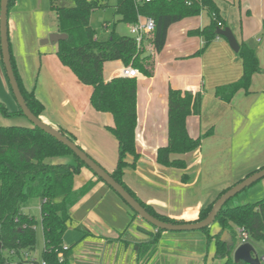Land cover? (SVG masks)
<instances>
[{
  "label": "crops",
  "instance_id": "crops-1",
  "mask_svg": "<svg viewBox=\"0 0 264 264\" xmlns=\"http://www.w3.org/2000/svg\"><path fill=\"white\" fill-rule=\"evenodd\" d=\"M257 1L264 26V0ZM19 4L20 0H15L10 9L13 15L9 13L11 53L25 90L34 93L45 106L41 119L47 117L48 125L73 135L77 145L106 171L113 173L118 162V143L108 131L114 125L113 116L92 108L93 88L83 85L62 65L57 56L58 45L51 51H42L35 44L34 53L30 44L23 42L22 18L25 14ZM203 22L185 20L176 27L173 25L164 50L157 54L153 48L147 51L154 59L153 76L140 73L137 78L136 145L140 159L135 168L125 171L124 181L144 203L176 221L198 220L201 210L215 202L220 193L264 168V41L259 50L254 47L262 72L253 76L250 94L240 91L226 103L216 98L215 90L238 81L243 75V64L238 53L223 38L214 41L201 58H191L203 46L204 39H192L189 32L209 25ZM52 33H59L58 22L57 28L44 30L40 38ZM238 42L250 44L244 37ZM37 64L40 71L35 82ZM123 68L121 62L106 63V81L120 77ZM170 89L203 95L201 115L187 120L191 137L196 139L213 131L198 150L182 157L187 163L185 172L157 162L158 150L168 144ZM46 94L53 101L52 117L48 116V106L43 99ZM0 103L11 112L19 111L5 75L1 40ZM184 173L188 175L186 182L183 181ZM89 181L96 183L97 178L84 169L76 179L75 189L79 190ZM108 188L97 182L71 211L68 230L72 229L75 234L72 246L77 245L74 264H215L219 260L215 256V240L210 241L201 231L162 233L153 256L146 259L143 249L136 247L150 242V234L156 235L157 229L139 216L134 217L130 207ZM217 227L214 235L220 232ZM212 229L210 235L214 236ZM223 237L225 243L231 244L229 232H223L221 241ZM72 246L65 244V247Z\"/></svg>",
  "mask_w": 264,
  "mask_h": 264
},
{
  "label": "trees",
  "instance_id": "trees-1",
  "mask_svg": "<svg viewBox=\"0 0 264 264\" xmlns=\"http://www.w3.org/2000/svg\"><path fill=\"white\" fill-rule=\"evenodd\" d=\"M14 2L15 0L9 1V13ZM108 2L109 0H50V8L57 15L58 32L68 36L67 40L57 44V56L62 65L69 68L83 85L93 88L92 108L113 116L114 125L108 131L118 143V162L115 171L110 173L112 177L155 218L171 224L201 222L207 218L215 202L232 187L224 190L215 202L202 209L198 220L186 222L157 213L124 181L125 171L135 168L140 159L136 145L138 79L116 77L107 82L104 66L109 62H121L124 67L132 66L144 76L152 77L154 59L151 54H147L144 41L138 47L133 37L120 36L115 30L107 41L97 38L91 18L96 11L109 7ZM115 9L116 15L121 18L120 22L130 26L150 18L155 21L156 31L151 44L156 54L164 50L169 29L173 25L197 17L202 12H207L211 21L207 27L189 32L190 36L204 39L203 47L194 56L203 55L214 41L223 38L217 34V29L227 28L216 0H117ZM238 55L243 64L242 77L215 90L216 98L226 103H230L240 91L250 94L253 76L262 72L256 49L250 44L242 42ZM12 63L30 110L41 118L45 106L34 93L25 90L13 55ZM202 103V93L169 90L168 144L158 150V164L184 172L187 170V163L182 157L198 150L203 140L213 132L210 130L196 139L189 133L187 120L191 116L201 115ZM0 114L6 118L24 116L21 110L11 112L1 103ZM58 130L76 143L73 135L62 129ZM174 155L179 157L174 158ZM56 158H72V162H49ZM84 169L90 171L98 183L105 184L68 147L41 129L34 126H0V264L75 263L77 245L65 250L64 244L72 218L71 211L97 183L89 181L79 190L75 189L76 179ZM187 180L188 175L184 173L183 181ZM34 199L42 201L41 225L45 245L41 262L31 257L37 246L39 221L37 217L23 213L24 207ZM234 200H230L216 218L215 224L220 228L218 234L211 236L210 228L201 230L208 235L210 241L215 240L216 259L224 261V264H236L232 254L239 242L237 228H244L248 232L251 243L264 244V199L256 203L230 206V202ZM133 213L134 217H138V214ZM226 231L232 237L231 244L221 241L222 234ZM164 232L157 230L156 235L148 233L151 241L136 249H143L142 255L150 259L159 236Z\"/></svg>",
  "mask_w": 264,
  "mask_h": 264
},
{
  "label": "rangeland",
  "instance_id": "rangeland-1",
  "mask_svg": "<svg viewBox=\"0 0 264 264\" xmlns=\"http://www.w3.org/2000/svg\"><path fill=\"white\" fill-rule=\"evenodd\" d=\"M217 3L220 8L221 15L225 19L227 28L231 29L235 37L238 40H242V37H244L248 42H250V44L253 47L259 50V47L260 48L262 47L264 41V30H263L264 26H263V19L262 17H260L259 14L260 12L259 2L257 0H217ZM108 4L109 7L96 11L91 18V25L97 32V38L101 41H107L111 38L113 30H115V32L120 36L132 37L131 26L126 23L120 22L121 18L118 15H116L115 6L117 4V0H109ZM19 5H21L22 7L21 12L25 14L23 16L24 18H22L23 23L25 25L24 28L25 32L24 31L22 32L23 35L22 37L24 38L23 42L26 43L27 45L30 44L31 51L35 50V47H33L35 46V44H36V48H38L39 50L51 51V49H53L55 45H52L50 43L45 44L44 41L55 33L48 34L46 38H40L44 30L57 28V15L56 12H54L50 8V0H20ZM12 13L13 11L10 13V16L13 15ZM185 20L198 21L201 23L204 20V22H206L205 24H209L211 21L210 16L206 12H202L197 17L188 18ZM182 22H179L174 26L176 27L182 24ZM152 36L153 34H149V35H145L144 37V45L146 51H150L153 48L151 47ZM190 37L194 39L197 38L198 36H190ZM258 40H262V42L259 43ZM202 56L203 55L192 56L191 58L193 59L198 57L201 58ZM38 57H39V52L36 53V58ZM34 70L36 72L35 74V82H36L38 72L40 71L38 64L36 65ZM43 96H44L43 99L45 100L48 106L47 114L48 116L52 117L53 101L51 97H49V95L46 94ZM46 120L47 117H45L43 121L46 124H48ZM0 126L32 127L33 124L25 116L6 118L2 114H0ZM71 161L72 158H56L49 160L50 163H66ZM234 199H235L234 201L230 202V206L256 203L264 199V179L258 182L257 184H255L254 186L248 188L246 191H244ZM41 206H42V201L40 199H34L30 201L23 209V213L27 215L35 216L39 221V225L37 227V246H36V250L32 253V258L36 259L38 262L42 261V251L44 249V243H45L42 225H41ZM212 228L213 229L211 233L212 235H214L216 228L218 227L216 224H214ZM74 237H75L74 231L72 229H69L65 235L64 243L66 245L72 246L75 243ZM252 245L254 246L259 258L260 259L264 258V244L252 243ZM232 258L234 259V251L232 254ZM215 264H224V261L217 260L215 261ZM262 264H264V262H262Z\"/></svg>",
  "mask_w": 264,
  "mask_h": 264
},
{
  "label": "water",
  "instance_id": "water-1",
  "mask_svg": "<svg viewBox=\"0 0 264 264\" xmlns=\"http://www.w3.org/2000/svg\"><path fill=\"white\" fill-rule=\"evenodd\" d=\"M9 1L10 0H1L0 3L1 53L6 77L19 109L34 127L41 129L68 147L76 155V157H78L98 178L102 179L103 182L108 187H110L130 207V209L138 214V216L146 223L152 227H155L157 230L165 232H192L211 228L216 223L218 214L230 200L264 179L263 168L234 185L215 202L207 218L201 222L171 224L163 222L152 216L121 184H119L112 177L108 171H106L99 163L90 157L79 145L65 136L60 130L46 124L41 118L37 117L30 110L19 86L12 63V53L9 38ZM217 34L227 40L231 49L235 53H239L240 44L231 29H217ZM67 39L68 36L66 34L55 33L45 40L44 43L57 45L59 42ZM222 242H225L224 237L222 238ZM234 262L236 264L240 262H244L246 264H262V261L257 255L252 243H246L235 248Z\"/></svg>",
  "mask_w": 264,
  "mask_h": 264
},
{
  "label": "built area",
  "instance_id": "built-area-1",
  "mask_svg": "<svg viewBox=\"0 0 264 264\" xmlns=\"http://www.w3.org/2000/svg\"><path fill=\"white\" fill-rule=\"evenodd\" d=\"M147 2H150V0H146ZM156 31V23L153 19H147L145 22H140L136 25L131 26V34L132 37L136 40V43L138 47H141L144 41L145 35L154 34ZM140 76L139 70L133 68L132 66L124 67L121 70L120 77L123 78H138ZM238 233V246L251 243L250 236L248 232L244 228H237ZM68 247H65V250H67ZM26 257H29L27 255ZM262 262H264V258L261 259ZM46 264V263H42Z\"/></svg>",
  "mask_w": 264,
  "mask_h": 264
}]
</instances>
